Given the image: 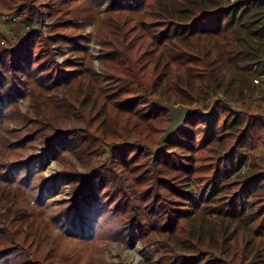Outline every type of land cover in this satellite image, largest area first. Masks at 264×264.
<instances>
[{"label": "trees", "instance_id": "1", "mask_svg": "<svg viewBox=\"0 0 264 264\" xmlns=\"http://www.w3.org/2000/svg\"><path fill=\"white\" fill-rule=\"evenodd\" d=\"M6 15L27 29L21 46L0 42V151L33 152L0 159V264H92L60 238L93 239L65 215L83 207L122 242L135 225L160 264H264V108L245 102L264 74V0H0ZM217 96L157 151L172 124L157 100ZM45 154L72 190L50 221L33 180Z\"/></svg>", "mask_w": 264, "mask_h": 264}, {"label": "rangeland", "instance_id": "2", "mask_svg": "<svg viewBox=\"0 0 264 264\" xmlns=\"http://www.w3.org/2000/svg\"><path fill=\"white\" fill-rule=\"evenodd\" d=\"M95 1L98 3L101 2V0ZM105 13L106 2L101 7V16L104 17ZM13 18H16L15 22L12 21ZM26 29V25L20 22L19 16L6 15L0 18V42L3 40L6 42L13 41L21 46L25 40ZM96 30L97 26L95 24L87 26V33L91 35L90 46L95 54V66L97 69H100L101 64L98 59L100 47L94 42L96 39ZM47 32L48 29H45L46 34ZM65 55H67V53ZM56 56L59 61L63 59V55L59 53H57ZM256 78L258 77H255V79ZM256 85L258 87H256L255 93L253 96L247 98L245 102L251 107L262 106L264 108V80H261L260 84ZM217 99L218 96L214 97L209 103L200 102L193 106L177 105V107L181 109L184 119H186L189 115L196 114L199 111H210ZM236 106L240 107V105ZM20 107L26 112L29 109V100L21 101ZM8 125L13 129H21V125L14 119L10 120ZM36 145L37 148L34 150L36 154L45 152L44 147L39 141H37ZM32 152L33 149L31 148L5 155L0 151V159L3 156L10 160L27 159L31 158ZM253 154L260 162H264V148H261ZM71 158L77 167L83 170L78 158L73 154ZM33 165L35 167L33 180L36 182L35 184L39 188V191L43 188L47 189V197L45 199L47 209L45 218L49 220L51 215L58 212L63 205L71 207V186L61 179L60 172L62 170V164L53 157H50V155L45 154L42 163L36 161ZM65 215H68L70 219L76 218L79 226H81L82 223H87L91 227L93 239L88 237L85 244L80 243L77 239L68 238L66 236L60 237L72 252L81 255L83 261L90 259L92 264H160L157 255L151 253L148 247L141 243L140 233L135 225L126 230L127 241L122 242L116 237L109 235V221L101 208L83 207L80 210L69 208V212L65 213ZM52 228L55 236L60 234L59 230L54 225H52ZM206 264H221V262L219 259H210Z\"/></svg>", "mask_w": 264, "mask_h": 264}, {"label": "water", "instance_id": "3", "mask_svg": "<svg viewBox=\"0 0 264 264\" xmlns=\"http://www.w3.org/2000/svg\"><path fill=\"white\" fill-rule=\"evenodd\" d=\"M156 103L168 110L172 116V124L167 128L166 133L160 139V147L157 149V151H159L164 147V143L169 140L176 131L182 128L185 119L181 109L177 107V105L167 104L160 100H157Z\"/></svg>", "mask_w": 264, "mask_h": 264}, {"label": "built area", "instance_id": "4", "mask_svg": "<svg viewBox=\"0 0 264 264\" xmlns=\"http://www.w3.org/2000/svg\"><path fill=\"white\" fill-rule=\"evenodd\" d=\"M12 21L15 22V21H16V18H13ZM1 43H2V44H5L6 41L3 40V41H1ZM261 80H262V81L264 80V74L259 75L258 78H256V79L254 80V82H255L256 84H260V81H261Z\"/></svg>", "mask_w": 264, "mask_h": 264}]
</instances>
